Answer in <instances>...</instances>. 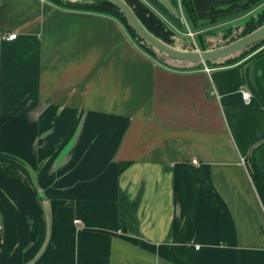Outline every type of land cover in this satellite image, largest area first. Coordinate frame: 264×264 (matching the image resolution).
Returning a JSON list of instances; mask_svg holds the SVG:
<instances>
[{
	"label": "crops",
	"instance_id": "1",
	"mask_svg": "<svg viewBox=\"0 0 264 264\" xmlns=\"http://www.w3.org/2000/svg\"><path fill=\"white\" fill-rule=\"evenodd\" d=\"M263 49L184 70L112 16L0 0V264H264Z\"/></svg>",
	"mask_w": 264,
	"mask_h": 264
},
{
	"label": "trees",
	"instance_id": "2",
	"mask_svg": "<svg viewBox=\"0 0 264 264\" xmlns=\"http://www.w3.org/2000/svg\"><path fill=\"white\" fill-rule=\"evenodd\" d=\"M50 2L72 10H78V11H85V12H92V13H98V14H105L114 17L115 19L119 20L127 32L131 35V37L135 40V42L138 44V46L145 51L149 56L156 59L155 52L149 48L145 43H143L135 34L134 30L128 25L125 17L123 14L119 11V9L110 1L108 0H82V1H76V2H63L58 0H49ZM133 9L137 17L140 19V21L146 26V28L151 31L153 34L161 38L167 43L173 44L172 37L176 34L175 31H173L169 26L157 15L155 14L148 5L143 2L142 0H125ZM213 1H220V0H180L183 13L185 15V18L188 22V24L191 26V29H196L197 27L202 26L201 21L204 20L205 13L208 11L207 8L209 6H212ZM264 0H234L235 4L232 7H225V8H219V13L225 14V13H231L233 8H243V9H249L253 5H257L258 3L263 2ZM210 23H214L215 20L209 21ZM264 22V9L262 11H257L253 15H250L246 21L242 23L241 30L236 33L238 36H241L243 34H246L256 28L257 26L261 25ZM232 33V29L227 31L224 36L228 37ZM202 37L198 34V39L200 40ZM234 37L231 38L233 40ZM202 42V43H200ZM228 42V41H227ZM198 48L204 49L206 48V45L204 43V40L199 41ZM264 45V40L261 43H258L250 48L247 52L241 54L238 57L231 58L226 60L223 63L220 64H212L211 62H207L208 65L213 66H225V65H231L235 62H238L239 60L243 59L247 55L251 54L255 50L259 49ZM264 54V49L258 53L257 56H261ZM157 60V59H156ZM198 67L194 68L197 69ZM182 69H192V68H182ZM128 165V162H122L119 165V170H123ZM251 172L255 173L264 180L263 175L259 172V170L255 167L253 164L248 165Z\"/></svg>",
	"mask_w": 264,
	"mask_h": 264
},
{
	"label": "water",
	"instance_id": "3",
	"mask_svg": "<svg viewBox=\"0 0 264 264\" xmlns=\"http://www.w3.org/2000/svg\"><path fill=\"white\" fill-rule=\"evenodd\" d=\"M58 1L76 2L82 0ZM108 1L113 3L119 9L137 37L155 52L157 56L156 59L159 62L172 67L181 69L196 68L203 64H207V62L220 64L228 59L240 56L250 50L251 47L264 40L263 22L250 32L241 36H238L235 33V35L225 38V41L220 42L219 44L205 43L206 48L204 49L194 46L190 40L191 38L182 37L178 34H175L172 37L173 44H170L149 31L125 0ZM161 1L168 6L167 0ZM232 37H234L233 40H231Z\"/></svg>",
	"mask_w": 264,
	"mask_h": 264
},
{
	"label": "rangeland",
	"instance_id": "4",
	"mask_svg": "<svg viewBox=\"0 0 264 264\" xmlns=\"http://www.w3.org/2000/svg\"><path fill=\"white\" fill-rule=\"evenodd\" d=\"M236 3L234 2V0H220L218 2L213 1L212 6L210 5L209 8H207L208 11L203 12L205 13V16L204 20L201 21L202 26L191 30L194 33L193 39H190L193 45L198 48V46H200L199 41H202V39L204 40V43L219 44L220 42H224L225 38L231 37L235 35V33H238L242 29V23L246 21V19L250 16L252 10L257 9L258 6L255 8V4L249 9L234 7L231 13H219V8H230ZM262 9H264V7L258 11H262ZM212 20H215V22L210 23L209 21ZM189 28H191L190 25ZM231 29L233 31L232 34H230L228 37L224 36V34ZM187 33L188 31H184L182 32V34L179 35H181L182 37L189 38L190 36H188ZM198 34L202 37L200 40L198 39Z\"/></svg>",
	"mask_w": 264,
	"mask_h": 264
},
{
	"label": "built area",
	"instance_id": "5",
	"mask_svg": "<svg viewBox=\"0 0 264 264\" xmlns=\"http://www.w3.org/2000/svg\"><path fill=\"white\" fill-rule=\"evenodd\" d=\"M187 34H188V36H190L189 38H191V40H192L193 37H194V33H193L192 31L189 30ZM16 37H17V33H10L9 35H7L6 39H7V40H13V39H15ZM203 68H204V70L207 71V72H209V71L211 70V68L208 67L207 64H203ZM248 96H249L248 91L241 90V97L244 99V101H245L246 103L249 102V98H248ZM0 227H1V226H0Z\"/></svg>",
	"mask_w": 264,
	"mask_h": 264
}]
</instances>
